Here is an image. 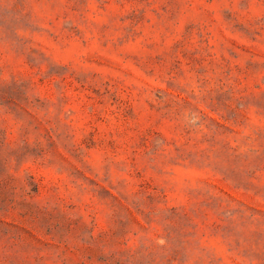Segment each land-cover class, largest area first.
Masks as SVG:
<instances>
[{"label":"rangeland","instance_id":"rangeland-1","mask_svg":"<svg viewBox=\"0 0 264 264\" xmlns=\"http://www.w3.org/2000/svg\"><path fill=\"white\" fill-rule=\"evenodd\" d=\"M0 264H264V0H0Z\"/></svg>","mask_w":264,"mask_h":264}]
</instances>
